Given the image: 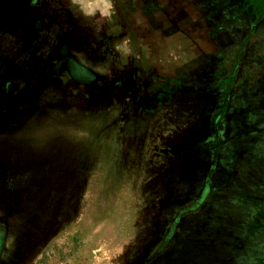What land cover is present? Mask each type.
I'll list each match as a JSON object with an SVG mask.
<instances>
[{
	"label": "rangeland",
	"instance_id": "374dc122",
	"mask_svg": "<svg viewBox=\"0 0 264 264\" xmlns=\"http://www.w3.org/2000/svg\"><path fill=\"white\" fill-rule=\"evenodd\" d=\"M170 5L207 58L87 86L54 0H0V264H264V0Z\"/></svg>",
	"mask_w": 264,
	"mask_h": 264
},
{
	"label": "crops",
	"instance_id": "0c3cea01",
	"mask_svg": "<svg viewBox=\"0 0 264 264\" xmlns=\"http://www.w3.org/2000/svg\"><path fill=\"white\" fill-rule=\"evenodd\" d=\"M59 1L70 6L82 23L104 27L111 35L109 47L116 60H171L177 64L176 60L190 57L193 44L189 33L181 27L163 31V26L157 24L175 25L170 22L173 0Z\"/></svg>",
	"mask_w": 264,
	"mask_h": 264
},
{
	"label": "flooded vegetation",
	"instance_id": "af4514ba",
	"mask_svg": "<svg viewBox=\"0 0 264 264\" xmlns=\"http://www.w3.org/2000/svg\"><path fill=\"white\" fill-rule=\"evenodd\" d=\"M54 2L58 12H64L68 15L71 25L65 29L66 32H68L66 35L64 34V31L59 32L60 35L68 39V44L62 46L60 39L59 41H56L57 44L56 42L52 43V50L55 49L54 52H59L62 49H66L65 54H62L56 58V60H58L57 63L61 62L62 60V69L58 68V70L61 73L66 74L68 78H70L77 84L86 85L88 83L87 86H93L99 79V76L92 72L91 68H89L87 65H102L106 62L105 60H111L113 64L120 65L124 72H127V70H129V72L131 71L130 76L135 79H138L139 76H142V74L145 73L149 75L150 79L155 80L156 82L160 80L179 81L181 79V74H183V68L190 65L194 60L202 59V57L204 56L203 52H205L206 50L201 47L202 41H206V43L211 42L215 46H217L216 38L213 35H210V29L208 28V25L204 22L205 25L203 34L200 33L196 39H193L191 37L193 47L188 60H185L184 62L178 64H173L171 60L170 62L168 60L162 61L166 62V64H173L170 70H161V68L159 67L160 63L156 62V64L158 65L157 66L154 63L155 61L153 62L151 60H116L115 57H113V54L111 53V49L109 47L111 35L105 33L104 27L102 28L101 24H84L79 21V19L75 15V12L70 6L63 5L59 0H54ZM190 7L191 9H195L196 12L201 14V10L196 8L192 1L190 3ZM159 10L163 11V7L161 5L159 6ZM182 19L183 20L181 21L184 22V18ZM160 22L161 21L157 22V24L162 26ZM170 27L171 29L175 27L177 31L176 24L172 26L170 25ZM170 27H167L165 29L163 28V31H167V29ZM99 33H101V35ZM70 38H72L73 40L71 41ZM100 38H102L103 40L101 41ZM218 47L213 50H210V52H217L221 48ZM192 52H195V54H192ZM217 55V57L219 58L220 54ZM204 57L207 58V55L205 54ZM57 67L59 66H56V68ZM112 72L113 71L111 70V73ZM125 75L128 76V74ZM112 85L116 86V84ZM207 191L208 190H206L205 192Z\"/></svg>",
	"mask_w": 264,
	"mask_h": 264
}]
</instances>
